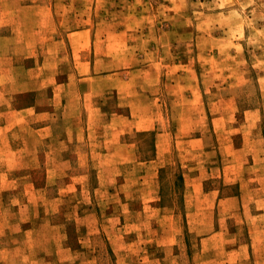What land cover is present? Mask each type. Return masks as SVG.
I'll return each mask as SVG.
<instances>
[{"label": "rangeland", "instance_id": "1", "mask_svg": "<svg viewBox=\"0 0 264 264\" xmlns=\"http://www.w3.org/2000/svg\"><path fill=\"white\" fill-rule=\"evenodd\" d=\"M34 3L72 95L0 63V264H264V0Z\"/></svg>", "mask_w": 264, "mask_h": 264}, {"label": "crops", "instance_id": "2", "mask_svg": "<svg viewBox=\"0 0 264 264\" xmlns=\"http://www.w3.org/2000/svg\"><path fill=\"white\" fill-rule=\"evenodd\" d=\"M33 24V29L29 30L30 32H26L24 35H19L15 33V29L17 28V25H23V24ZM43 23V14H42V8L40 4H35L32 8H14L10 9L7 6L5 8L0 7V63L9 64V59L14 58L13 62L17 63L19 67H17V70L21 69V76L18 74L13 77V80H19L21 83L17 85L16 90L13 92L15 94H22L24 93H31L33 96V102L29 105H31V108H25L27 106H20L21 110L29 109L31 111H35V113H42V112H52L56 111V109L59 107V105L56 107V103L58 102L57 99L54 101L56 96L62 93V98L65 99V105L67 106L68 99L72 95V92L69 89H66L65 87L62 88V85H58L56 82V76L52 79L50 78V84L51 87V101L53 100V103H49L51 105L50 108H42L39 107L41 104L38 100L42 97L43 93L41 90L43 89V86L39 85V79H35L32 81L30 74L31 66L30 63H42L43 58H49L52 57V51L49 49V54L46 50L43 49V47H46L47 45L41 41V35L38 34L36 36V33L41 32ZM33 33V35H31ZM53 41H50L49 47L51 48V45ZM57 42V41H54ZM77 43V42H76ZM78 44V43H77ZM31 49H35L33 53L30 52ZM33 60V61H32ZM30 70H27V69ZM8 68L4 69L3 66L0 68V95L3 96L6 87V82L11 79L9 74V71H7ZM100 79L101 76L94 75V76H88L86 79L90 80ZM80 79V81L84 80ZM31 80V81H30ZM45 86V85H44ZM60 90V91H59ZM63 91V92H62ZM95 89H79L75 95L81 99V105L78 110V106L75 107L76 113H79L85 117V113H87V105H88V98L90 92H94ZM47 95V94H46ZM53 96V97H52ZM53 104V106H52ZM24 107V108H23ZM9 104L4 107L3 103L0 102V114L4 115L5 113L9 112ZM77 109V110H76ZM18 110V111H21ZM82 123H79L75 126V128H79ZM3 126H6L3 124Z\"/></svg>", "mask_w": 264, "mask_h": 264}]
</instances>
